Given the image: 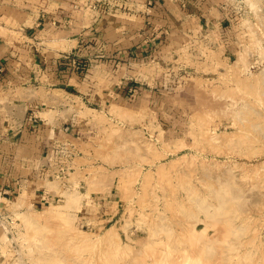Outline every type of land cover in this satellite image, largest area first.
Wrapping results in <instances>:
<instances>
[{
    "label": "rangeland",
    "instance_id": "374dc122",
    "mask_svg": "<svg viewBox=\"0 0 264 264\" xmlns=\"http://www.w3.org/2000/svg\"><path fill=\"white\" fill-rule=\"evenodd\" d=\"M12 2L17 24L57 7ZM187 2L162 48L98 53L53 103L31 93L63 105L67 140L38 199L0 195V264H264V0Z\"/></svg>",
    "mask_w": 264,
    "mask_h": 264
},
{
    "label": "crops",
    "instance_id": "0c3cea01",
    "mask_svg": "<svg viewBox=\"0 0 264 264\" xmlns=\"http://www.w3.org/2000/svg\"><path fill=\"white\" fill-rule=\"evenodd\" d=\"M63 1L56 0L53 11L26 6L28 14L37 17L28 16L19 24L14 18L13 22L4 19V11L20 10L13 6L15 2L11 7L0 4V195L38 199L49 161L58 153L55 148L67 140L64 121L58 118L63 105H52L43 112L31 93L40 89L46 97L42 104L53 103L58 100L54 93L60 89L47 86H81L85 65L89 71L103 56L100 52L108 57L126 54L131 56L124 59L128 61L144 55L145 49L162 48L188 0H107L123 9L107 16H99L91 8L75 9L77 0H66L73 5L64 11L58 4ZM33 28L42 36L31 35ZM35 49L41 52L39 57L32 55ZM33 80H39L43 89L28 88Z\"/></svg>",
    "mask_w": 264,
    "mask_h": 264
}]
</instances>
